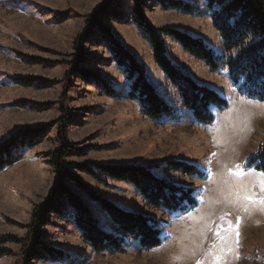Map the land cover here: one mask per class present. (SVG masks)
<instances>
[{"label": "rangeland", "instance_id": "obj_1", "mask_svg": "<svg viewBox=\"0 0 264 264\" xmlns=\"http://www.w3.org/2000/svg\"><path fill=\"white\" fill-rule=\"evenodd\" d=\"M103 1L0 0V143L19 130L45 127L47 131L35 146L24 149L16 163L0 172V240L13 237L18 242L0 244V249L10 253L0 259V264H27L25 254L33 240L32 214L54 185L51 154L63 141L70 147L65 163L90 169L95 164L149 168L174 185L194 187L198 206L185 215L169 213L151 206L130 184L94 171L105 182L101 183L67 167L121 209L157 220L162 243L144 250L130 241L122 253H95L83 241L70 207L65 206L60 214H50L42 229V242L62 250L64 257L52 259L44 254L31 264H197L198 260L217 264L218 255L222 256L220 264H264V206L258 203L264 199V176L246 166L264 141V102L238 92L227 70H211L176 42L164 38L172 64L228 102L227 109L216 113L211 125L197 123L182 107L176 88L158 68L147 38L133 23L135 0H112L108 10L121 18L98 17L100 28L85 35L86 23L92 22L93 12ZM184 1L200 13L165 11L155 0H142V13L152 26L175 28L221 53L222 41L205 0ZM101 27L135 56L155 91L173 107L175 117L150 120L127 98L130 82L113 61ZM81 36L86 37L80 44L77 38ZM79 50L85 62L78 68L108 82L118 94L116 98L107 97L93 82L73 73L70 64ZM169 161L192 164L205 178L164 169ZM237 165L244 175L236 177L229 172ZM65 186L81 199L101 229L117 233L95 202L72 183ZM244 194L251 199L244 200ZM238 217L236 244L237 237L229 225L234 228ZM217 232L228 238L221 241Z\"/></svg>", "mask_w": 264, "mask_h": 264}, {"label": "trees", "instance_id": "obj_2", "mask_svg": "<svg viewBox=\"0 0 264 264\" xmlns=\"http://www.w3.org/2000/svg\"><path fill=\"white\" fill-rule=\"evenodd\" d=\"M155 2L165 11H178L187 15L200 13L195 6L184 0ZM111 3L112 0H104L103 5L93 12L91 25L87 22L88 26L84 28L85 35L88 36L95 27L100 28L98 17L108 16L109 20L115 21L121 18L119 14L112 15L111 10H108ZM144 7L142 0H135L133 23L147 38L158 68L176 88L182 107L191 113L197 123L211 125L216 113L227 109L228 102L214 89L195 82L188 74L177 69L166 55L164 38L176 42L184 52L211 70H227L228 79L238 92L250 100L264 102V0H205L211 23L222 41L221 53L216 52L201 39L175 28L152 26L142 13ZM101 30L113 61L130 82L127 98L136 102L141 113L150 120H160L164 116L175 117L173 107L155 91L144 67L137 62L135 56L122 47L111 32L103 27ZM85 37L77 38L80 44ZM84 62L85 59L79 50L70 64L73 73L83 81L93 82L107 97L116 98L118 94L108 82L92 72L78 68ZM46 132L45 127L23 129L0 143V172L16 163L24 149L35 146L37 141L45 137ZM62 139L63 137L61 141ZM69 148L63 141L60 148L51 154L55 171L54 185L45 200L33 211L30 224L33 240L26 251L24 261L27 264L42 259L44 254L52 259L64 257L62 250L42 242V229L48 224V216L60 214L65 206L70 207L72 220L83 241L95 253L106 251L122 253L130 241L136 242L144 250L157 248L162 243L163 238L157 220L121 209L97 194L67 167L97 178L101 183L105 182L99 179L95 172L117 182L130 184L151 206L162 208L169 213L185 215L198 206L194 197V187L174 185L159 178L149 168L135 165L95 164L94 168L90 169L82 165L65 163ZM246 166L248 169L264 172V141ZM163 167L200 180L205 178L202 171L187 162L169 161ZM67 182L75 185L80 192L96 203L116 227V234L108 233L97 225L81 199L65 186ZM11 242L18 243L13 237L0 240V244ZM9 254L7 250L0 249V259Z\"/></svg>", "mask_w": 264, "mask_h": 264}, {"label": "snow or ice", "instance_id": "obj_3", "mask_svg": "<svg viewBox=\"0 0 264 264\" xmlns=\"http://www.w3.org/2000/svg\"><path fill=\"white\" fill-rule=\"evenodd\" d=\"M213 155H215V153H214ZM229 172H230L233 176H236V177H239V176L245 174L243 171H241V166H240V165H237L235 170H233V169H229ZM261 176H264V172L261 173ZM261 190L264 191V181L261 182ZM236 199H237V201H239V200L241 199L239 193H237V197H236ZM243 199H244V200H250L251 197L248 196L247 194H244ZM258 203H259L260 205L264 206V199L259 200ZM224 215H227V214H224ZM224 215L221 216V219H222V220L224 219ZM239 221H240V218L238 217V218H237V223H236V225H235L234 228H233L232 225H229V228H232V230L234 231V233H235V235H236V237H237V240L235 241L236 244L239 243V235H240V233H239ZM216 234H217V236L221 239V241H225V240L228 238L227 235H225V236H220V233H219V232H217ZM213 247H215V245H214ZM221 259H222V256H221V255H218V256L216 257V262H217V264H220ZM197 264H203V261H199V260H198V261H197Z\"/></svg>", "mask_w": 264, "mask_h": 264}]
</instances>
